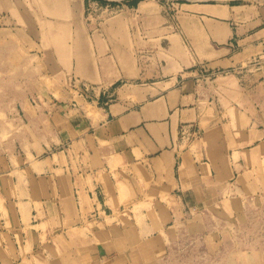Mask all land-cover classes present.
<instances>
[{"label":"crops","instance_id":"1","mask_svg":"<svg viewBox=\"0 0 264 264\" xmlns=\"http://www.w3.org/2000/svg\"><path fill=\"white\" fill-rule=\"evenodd\" d=\"M172 263L264 264V0H0V264Z\"/></svg>","mask_w":264,"mask_h":264},{"label":"rangeland","instance_id":"2","mask_svg":"<svg viewBox=\"0 0 264 264\" xmlns=\"http://www.w3.org/2000/svg\"><path fill=\"white\" fill-rule=\"evenodd\" d=\"M162 6H164V3H161ZM89 8V7H88ZM91 10V8L89 10H87L86 16L88 18L89 23L91 24H95V23H99L100 20L102 18H100V15L102 14V11L97 12L96 14H94V12ZM94 21V22H93ZM78 88H82L81 84H76V82L73 83V89H78ZM177 248V247H175ZM174 264V263H172Z\"/></svg>","mask_w":264,"mask_h":264},{"label":"built area","instance_id":"3","mask_svg":"<svg viewBox=\"0 0 264 264\" xmlns=\"http://www.w3.org/2000/svg\"><path fill=\"white\" fill-rule=\"evenodd\" d=\"M91 8V10L93 11V8L92 7H89V9ZM219 72H215V73H209V74H204V73H201L200 75V78L199 79H209V78H212L213 76H216Z\"/></svg>","mask_w":264,"mask_h":264}]
</instances>
